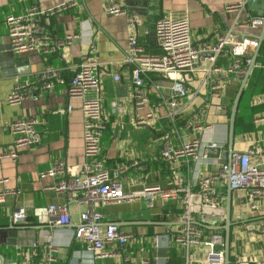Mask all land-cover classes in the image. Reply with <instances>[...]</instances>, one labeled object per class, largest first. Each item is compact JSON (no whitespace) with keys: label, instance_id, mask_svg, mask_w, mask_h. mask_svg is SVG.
<instances>
[{"label":"crops","instance_id":"1","mask_svg":"<svg viewBox=\"0 0 264 264\" xmlns=\"http://www.w3.org/2000/svg\"><path fill=\"white\" fill-rule=\"evenodd\" d=\"M70 1H76L78 6L45 19L46 30L54 42L63 40L68 34L92 37L95 50H91V55L97 58L100 66L99 95L107 126L102 137V153L106 168L119 174L123 190L129 194H141L148 186L170 188L177 183L176 171L161 156L167 141L178 147L193 136H199L205 143L223 144L218 153L209 152L210 160L207 162L200 165L190 162L179 169L183 186L194 192L200 174L215 172L221 165L228 166L230 115L241 86V81L232 80L219 97H212L208 92L210 79L203 71L210 66L211 60L209 55L203 56L187 84L190 96L183 100L185 111L175 121L168 116L165 106L153 108L170 85L159 75H152L146 81L149 105L137 112L131 66L126 63L129 36L137 35L146 53L158 56L162 50L156 41L155 24L168 14L189 18L195 46L205 42L215 44L230 30L240 37H260L263 30L239 28L238 25L251 18H264V0H124L126 14L120 16L106 13L105 0H0V181L9 180L0 184V191L21 192L0 204V264H17V248L31 241L24 235L20 239H12L15 244L11 242L8 245L6 238L1 237L12 226L16 227L12 214L17 207H24L32 222L30 227L19 228L26 229L22 234H35L36 242L44 244L51 241L58 247L54 264H124L120 258L94 260L86 253L83 243L74 241L80 215L86 210L84 204L68 203L72 223L66 227L39 221L37 216L39 210L68 202L65 194L50 189L57 179L42 178L41 174L51 170L54 163L63 162L68 176L73 177L81 173L86 163L82 102L69 99L68 88L82 54L90 49L87 44L77 41L51 56L14 55L10 50L6 19L10 15L22 14L32 5L49 9ZM241 3H245L244 12L226 11L227 6ZM129 17H134V26L129 25ZM231 63L232 56L224 54L215 64L226 68ZM50 68L59 74L56 79L49 80L54 85L51 92L40 91L38 100L28 99L20 106L7 103L17 81L33 84L37 89L39 81L42 84L43 73ZM256 98L264 100V43L239 104L234 145V152L247 153L252 163H260L264 167V121H259L264 118V102L253 105ZM69 107L72 108L70 112ZM198 110H204L205 121L213 127L201 136L188 128L194 112ZM150 111L154 119L140 124L142 118L147 121L146 115ZM30 118L38 122L42 141L33 150H21L18 160L13 162L4 155L14 140L9 127L13 122ZM218 195L221 209L206 214L202 225L206 234L224 236L225 252L228 181L218 186ZM99 211L104 216V228L112 223L133 236L128 252L137 264L142 260H147L148 264L182 262L181 249L167 236L168 231L177 228L178 216L182 212L179 201H158L154 208H148L145 201L140 200L102 206ZM231 221V264L264 262V203L257 211H251L244 196L233 191ZM155 236L159 237V242Z\"/></svg>","mask_w":264,"mask_h":264},{"label":"built area","instance_id":"2","mask_svg":"<svg viewBox=\"0 0 264 264\" xmlns=\"http://www.w3.org/2000/svg\"><path fill=\"white\" fill-rule=\"evenodd\" d=\"M106 13L112 16L126 14L124 0H105ZM202 2L203 0H197ZM78 6L76 1H70L53 8L42 9L32 5L20 15H10L6 19L10 50L14 55L42 54L51 56L56 52L71 47L77 41L87 44L90 51L82 54L80 64L68 88V97L71 100L82 102L83 112V139L84 156L86 163L77 176H68L63 162H56L42 178L57 179L50 189L65 194L68 202L63 205H51L39 210V221L60 227L72 223L68 203L75 201L86 206L85 212L80 215V224L75 230L73 239L85 245V251L94 260L120 258L124 264H137L129 257L128 245L131 234L122 231L112 223L103 227L104 216L99 211L102 206L131 203L144 200L148 208H154L156 202L179 201L181 214L178 216L177 228L168 231V239L182 251L180 264H225L224 236L219 233L206 234L202 225L205 215L221 209V198L218 195V186L230 180L234 192L244 196L251 211H257L264 203V167L260 163H252L247 153L235 152L231 165H221L212 173L200 174L196 182V192L190 187H184L180 171L183 165L194 162L200 165L210 160V151H220L223 144L218 142L205 143L199 136H193L182 145L175 147L167 141L161 151L162 158L168 162L173 171H176L177 183L170 188L160 186L145 187L141 194L124 192L119 174L111 173L105 165L102 153V137L107 129L103 119L102 99L99 95L100 78L99 63L91 50H95L92 37L84 38L79 34H68L61 41L54 42L44 23L45 19L71 10ZM245 3L229 5L227 12H244ZM134 17H129V25L134 26ZM239 28L258 30L264 28V18H251L240 23ZM155 37L162 53L158 56L148 55L137 35L131 34L128 38V55L126 63L131 66L133 83V100L137 112L143 111L149 105V91L146 81L152 75H159L169 81L168 91L160 95L159 101L153 108L166 107L168 116L175 121L183 112V100L190 96L187 84L191 81L198 63L203 56H210L211 64L204 69L210 79L208 92L212 97H219L232 80L242 81L248 72L249 65L258 48L256 36L240 37L230 30L217 39L215 44L202 43L195 46L189 18L174 14L164 15L155 24ZM230 54L232 63L224 68L216 65L219 56ZM58 71L52 68L42 75V84L36 89L33 84L17 81L7 97L11 106H20L26 100H38L40 91L49 93L54 85L49 80L56 79ZM93 94V95H92ZM262 98H256L253 105L263 103ZM71 107L68 108L70 112ZM147 121L142 118L140 124L154 119L150 111L146 115ZM259 121H264L260 118ZM35 119H25L13 122L9 129L13 135V144L4 154L13 162L18 160L19 152L23 149L33 150L42 141V134L38 130ZM188 128L197 135H203L213 127L205 121L204 110L194 112ZM9 180L0 181V184ZM18 190L0 191V204L8 197L18 196ZM42 211V215H40ZM13 224L18 228H27L32 225L27 210L17 207L12 214ZM200 222V223H199ZM264 233V229L262 230ZM154 239L159 242V237ZM58 247L51 241L17 248V264H54L57 261ZM142 260L141 264H148ZM78 264H82L81 262ZM254 264H264L255 262Z\"/></svg>","mask_w":264,"mask_h":264},{"label":"water","instance_id":"3","mask_svg":"<svg viewBox=\"0 0 264 264\" xmlns=\"http://www.w3.org/2000/svg\"><path fill=\"white\" fill-rule=\"evenodd\" d=\"M258 41H259L258 48L255 52V55L252 58V62L249 65L248 72H247L246 76L241 81V86L239 88V91L236 95V98L234 100V103H233V106L231 109L230 123H229V139H228V151H229V154H228V161H229L228 162V170H229L230 165H231L232 156L235 153L234 152V145L237 141L235 138V127H236V118H237V112H238L239 104L241 102L244 90L248 84V81H249L250 75L253 71V68L256 66L258 55L260 54V51H261L263 43H264V28L262 30L260 37H258ZM213 151H210V152H213ZM215 152L218 153V150H216ZM232 193H233V190L231 188L230 180H228V204H227V211H226V225L224 227V230H225V264H231L230 252H231V227H232V221H231V195H232ZM19 230H21V232H19ZM18 232L20 234H18ZM22 232H26V229H19V228L12 226L6 232V234H3L1 237L6 238V242L8 245L12 242V239H15V238L17 239V237L20 239L24 235H27L29 238H31V241H29L28 244L24 243L23 246L31 245L35 242V238H36L35 234H22ZM12 243L15 244L14 241ZM18 243L20 244L21 242H18Z\"/></svg>","mask_w":264,"mask_h":264}]
</instances>
